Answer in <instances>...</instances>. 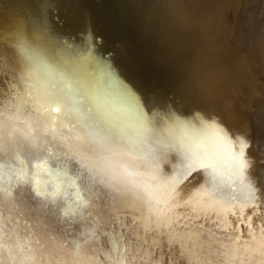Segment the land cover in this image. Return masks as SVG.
<instances>
[{
	"label": "bare ground",
	"instance_id": "bare-ground-1",
	"mask_svg": "<svg viewBox=\"0 0 264 264\" xmlns=\"http://www.w3.org/2000/svg\"><path fill=\"white\" fill-rule=\"evenodd\" d=\"M168 1L175 3L168 13L195 31L185 33L187 41L227 29L220 17L226 0ZM77 7L72 0H0L1 15L9 14L15 79L0 90V264H171L154 254L175 246L172 264H264V111L243 109L260 88L240 73L243 59L264 64V40L258 39L264 0H236L226 14L225 23L244 22L253 39L243 32L225 36L215 52L212 42L196 39L188 54L198 56L207 76L169 68L168 78L153 67L152 75L171 83L169 90L194 101L179 108L161 98L172 114L166 126L148 109L150 115L132 112L147 70L133 71L144 60L138 50L125 49L130 57L117 58L121 81L108 66V41L139 42V29L126 30L128 24L130 31L138 28L136 19L109 21L115 14L107 15L108 5L92 3L103 43L95 57L87 12ZM213 8L218 14L209 31L205 19ZM152 11L141 14L143 35ZM154 25L157 34L169 31L162 14ZM251 40L259 42L256 52ZM86 52L85 86L78 66ZM211 77L219 82L215 98L200 100L198 82ZM125 80L130 84L123 86ZM251 121L254 141L244 168L241 143ZM187 135L203 139L188 143ZM196 169L203 170L201 184L181 186Z\"/></svg>",
	"mask_w": 264,
	"mask_h": 264
},
{
	"label": "water",
	"instance_id": "water-1",
	"mask_svg": "<svg viewBox=\"0 0 264 264\" xmlns=\"http://www.w3.org/2000/svg\"><path fill=\"white\" fill-rule=\"evenodd\" d=\"M72 1L77 4L78 6L77 8L80 11V13L87 12L86 15H84L83 19L85 20V23L89 24V28L92 29L91 33H93V36H94V42L92 43L93 45L92 51H94L95 57H99V54L96 53V50L99 48V42H101V44L103 43L101 41V35L99 33L100 25L98 26V23L95 19V15L94 14L91 15V12L89 9L92 3L104 2L106 5H108V9L106 10L107 15H111L112 12L115 14V18H107L109 21L117 20L118 22L119 21L121 22L123 17H125L126 19L128 18L136 19V21L134 22L138 23L137 25L138 28L135 31H130V24H128L126 27V30L127 32H133L132 34H135L139 29V32H140L139 42L135 43L134 40H131V39L129 40L116 39V40L108 41V44L106 45L107 57L110 60V63H108V66H109L111 74L121 81L120 77L122 76V74L118 73L119 69L117 70V66H118L120 58L118 60L117 58L122 55L130 57V55L127 52H130L131 50L134 51L136 49L138 50L136 55L138 57H141L144 60L140 61L139 62L140 64L137 63L136 66L135 64H133L134 65L133 68H136L133 71L139 72L137 68H139L140 65H146L147 70L145 71V75H146L145 83H144V78L142 77V81L139 85L140 88H143V90H141L140 92V98L139 100H137L136 106L131 107L132 109L134 108V110L132 109L131 110L132 112L139 111L140 113H142V110H143L146 112L147 115H150V112H148V110H150L152 111V114L159 117L158 119L165 126L170 123L169 121L171 119L170 115L172 114L168 113L167 104L162 99L164 100L168 99L169 101H171V103H173L176 107H179V108L188 107V105L192 106L194 101L188 100L185 97V95H182V93H177L173 90H169L171 88L169 84L171 83L165 84L158 78V76L155 77L154 75H152L153 67H156L158 64L159 68L165 71V74L167 75V77L169 76L167 73L169 72V68L175 69L177 71L176 72L177 74H180L181 72L183 74H187L188 70L193 71L194 69H196L198 72L201 73V75L207 76L205 72L206 70H208L207 68H203L202 71L199 69L200 66L198 64H202V63L198 61L199 59L196 60L198 56L196 55L195 58H191L188 54V52L193 53V51H189V49L194 48L198 44L196 43V39H200L201 37L202 38L204 37L206 41L212 42L213 50L215 52V49L216 51H218V47L215 45L216 42H218L220 38L225 39V36L226 38L230 36H233L235 38H240V35L242 34L239 32H243V34H245V37L243 36L244 38L246 39L247 37L249 39L250 37L252 39L254 38V35H252L251 30L248 32H244V25H243L244 22H242V24L240 25H232V24L225 23V21L227 20L226 14L230 10L231 4L235 3L236 0H226V2L224 3L222 7L220 17H221V20L224 26L227 27L224 33L222 32L213 33L211 31V29L213 30L214 20L216 18L215 16L216 14H218L217 10L213 8L209 12L210 14L205 19L206 23L211 22V26L209 29V31H211V35L200 36V34L197 33V35L194 38L195 43L193 40L187 41L188 36L185 35V33L189 31L190 32L192 31V33L195 32L194 29H192L193 27L183 18H177L176 14L175 16H171L168 13V10H169L168 7H172V9L175 8L174 7L175 3H172L171 1H168L166 4H165V0H72ZM253 2H255V0H253ZM150 6H153L154 8H156V11H152L151 12L152 14L150 13L147 14L149 19L147 20V26L145 28V35H143V31L141 29L142 20L140 19V17H141L142 12H145L147 7L149 8ZM115 9H117L116 12H114ZM186 9H187V6L184 5V11ZM2 11L3 10H0V74H3V75L2 77H0V90H5L8 86L11 85L10 83H12L15 79L14 78L11 79V74H10L11 71L9 69V66H10L9 60H11L9 57L10 51L8 50V47H9L8 44L11 43V40H10L11 33L8 30L10 27L9 22H8L9 14L1 15ZM55 12H57V10H55ZM159 14L164 15L169 22V31L167 33H164L163 35L155 33L156 30L154 28L155 26L154 22L156 20V16H158ZM59 22L62 23L61 20ZM2 31H3V34H2ZM90 36L93 38L91 34ZM108 38H110V34L108 35ZM258 39L264 40V35L263 34L258 35ZM61 42L66 43L67 38L63 37ZM251 43H252L251 50H254V52H256L255 48L256 47L259 48L258 47L259 44H257L259 42H254L251 40ZM125 49H127V52L125 51ZM169 51H173V52H169ZM199 51H200V48L197 50L196 53L199 54ZM88 52H86L84 56H82V61L80 62V65L78 66V68L80 69L83 75L82 81L85 86L87 85V82H88L87 77L88 75H90L89 71L86 68H84V62L88 59V56H89ZM242 62L243 64H242L241 71H240L241 78L243 79L242 75H244V77L249 76V79L251 78L254 81H256V83L258 84L260 88V90H257L252 94L253 102L252 101L247 102L246 106H244L243 109L247 108L246 110L250 111L251 114L257 112L259 109L260 111L263 112L264 103L259 105L257 104V102L260 100H264V69H262L264 64H262L260 61H258L255 58L253 59V62H250L249 59H243ZM232 69L235 71V74L237 75L236 68L234 67ZM176 73L175 71L172 72V74H174L175 76H178ZM208 79L209 81L205 83H204L205 79H202V80L200 79V81L198 82L201 89L203 88L202 90L200 89L201 90L200 100H202L205 97L210 98V99L215 98L213 90L215 88V91H216V88H217L216 85H218L219 82L217 81V79L212 78V77ZM129 81L130 80L123 81L124 82L123 86L130 84ZM65 86L69 87V83H66ZM85 88L87 89V87ZM192 90L195 91V93L200 91L195 88H193ZM87 94L91 95L90 93H87ZM180 101L187 102V104L180 102ZM230 103L231 104L228 105V107L230 106L231 108H234V103L232 102ZM213 115H216V114H213ZM113 117L115 118V121L113 122H116L118 120L117 114L116 115L114 114ZM219 120L220 119L217 118V121ZM251 124H252V121L250 122L249 128H247V131H246L247 143L250 146H251L250 143L254 141V137L252 134V131L254 130V124L253 125ZM261 126L264 127V123H262ZM206 133H207L206 135H211L209 132H206ZM201 139H203V136L194 138L191 135H187L186 140L188 143H195V142L197 143V141ZM212 142L218 146L217 143H215L214 141ZM250 146L247 149H249ZM190 151L193 152L192 150ZM52 168H55V166H52ZM201 176H202V172L200 170L196 169V170L190 171L189 175H187V177L183 180L181 186L185 188L189 185H195V186L199 185L201 184V179H202ZM234 190L235 189L232 188V192ZM58 205H59L58 203L54 202V206H53L54 209H58L57 208ZM203 219L204 218H202L201 221H203ZM201 221L200 223H202ZM164 249L165 247H162L161 251H160V248L156 249L154 256L159 255L160 253L161 258L169 259L168 261H170V263L172 264L174 261L175 252H177V249H178L177 246H175L174 248L172 247L170 253H168L167 250H164Z\"/></svg>",
	"mask_w": 264,
	"mask_h": 264
},
{
	"label": "snow or ice",
	"instance_id": "snow-or-ice-1",
	"mask_svg": "<svg viewBox=\"0 0 264 264\" xmlns=\"http://www.w3.org/2000/svg\"><path fill=\"white\" fill-rule=\"evenodd\" d=\"M3 74H0V77H2ZM250 145L247 143V142H242L241 143V148L243 150V161H242V164H243V167L244 168H247L248 167V160H247V152H246V149L249 147ZM200 171H203L202 169H200ZM175 187V186H174ZM174 196H177L178 197V191L177 192H174L173 193Z\"/></svg>",
	"mask_w": 264,
	"mask_h": 264
}]
</instances>
